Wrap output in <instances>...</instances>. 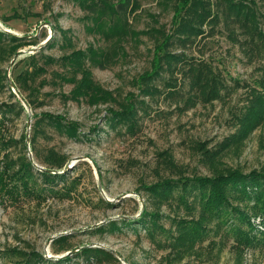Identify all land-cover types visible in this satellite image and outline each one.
I'll use <instances>...</instances> for the list:
<instances>
[{
    "label": "rangeland",
    "instance_id": "1",
    "mask_svg": "<svg viewBox=\"0 0 264 264\" xmlns=\"http://www.w3.org/2000/svg\"><path fill=\"white\" fill-rule=\"evenodd\" d=\"M192 1L174 19L182 0H0V31L19 38H0V170L25 155L64 171L0 203V264H264L257 187L228 190L202 239L182 230L209 191L198 178L264 173V122L240 137L264 76L242 17L264 32V0ZM167 35L161 70L139 80ZM83 69L100 91L74 93ZM127 104L130 115L111 112Z\"/></svg>",
    "mask_w": 264,
    "mask_h": 264
},
{
    "label": "trees",
    "instance_id": "2",
    "mask_svg": "<svg viewBox=\"0 0 264 264\" xmlns=\"http://www.w3.org/2000/svg\"><path fill=\"white\" fill-rule=\"evenodd\" d=\"M106 2L107 0H101ZM194 2L192 0H182V6L180 9L176 10L174 14V19L180 13V10L183 9L185 6L192 5ZM129 1L126 2H119L117 3L118 11H125L127 9V5ZM111 8V5H108ZM232 8L235 12L241 14L243 11V7L240 3H232ZM113 7V6H112ZM117 10V9H116ZM243 22L245 21L247 33L252 40L254 37L259 40L260 46L263 52L264 58V32L258 29V19H254L253 13L248 14L245 13L243 15ZM264 21V16H262ZM264 24V23H263ZM181 25L178 24L176 30H183L181 29ZM7 37L13 41L19 40L18 37H15L11 34H7L0 31V38ZM171 38V35H167L165 39L158 45H156L154 50V55L152 58V68L151 71L139 76V80H149L161 70V60L167 59L168 53L162 52V49L167 45ZM93 52V51H91ZM73 62L76 66L81 67L80 62V52L73 51ZM94 59L101 64V60L99 57H94ZM264 73V68H263ZM258 89L253 94V97L250 99L249 105L246 107L243 121L241 124V132L240 137L244 139L251 131H253L257 126L264 122V76L261 79L257 80ZM94 88L95 90H101L97 85H94L89 78V71L82 70V77L80 81L74 87V93H80L82 89H89ZM22 108V107H21ZM133 111V105L127 104L122 110L120 111H113L114 115H130ZM42 117H47L53 120H63V116L59 114H52V113H43L41 114ZM72 124V123H71ZM5 161H2V168L0 170V203L3 202L5 197L11 198L13 195L20 194L22 192L25 193H38V189L36 190L34 186L36 185L37 176L42 179L44 187H41L39 191L46 190L48 183L54 182H62L63 174L62 173H51L50 170L45 168L46 170H39L36 168L32 161L27 159L25 155L18 157L17 161L12 160L9 156H6ZM17 165V166H16ZM16 166V167H15ZM199 185L204 187L206 185L209 186V191L205 197L201 199V216L196 220H191L190 222L182 225V230L184 234L188 235L189 238L192 240H199L202 239L207 233L204 226V222L207 217H221L224 216V203L228 199L227 191L231 190L235 187L243 188L247 187L248 185H252L256 188L257 191L254 193V202L258 204V207L261 211H264V173L263 172H256L251 170L249 173H243L240 170L232 169L227 173H219L218 175L210 178V177H200L197 179ZM170 181H165L162 184H166V190L170 191L171 185H169ZM259 185V186H258ZM262 186L263 189H260ZM241 191V192H242ZM243 222L247 225L248 229L244 232V237L248 243L255 241L257 238L253 230L255 226L250 221V219L244 216ZM264 222V221H263ZM261 233V231H257ZM105 254L111 256L108 251H104Z\"/></svg>",
    "mask_w": 264,
    "mask_h": 264
},
{
    "label": "water",
    "instance_id": "3",
    "mask_svg": "<svg viewBox=\"0 0 264 264\" xmlns=\"http://www.w3.org/2000/svg\"><path fill=\"white\" fill-rule=\"evenodd\" d=\"M4 31H6L7 32V30H4ZM17 57V54L14 56V59ZM12 63H10V65H11ZM7 71H9V68H8V70ZM7 77H9L8 75H7ZM22 103H23V105H25L24 104V102L22 101ZM29 122H30V118L28 119V124H29ZM29 159L32 161V163H33V165L35 166V167H37L39 170H46L44 167H42V166H38L37 164H35L34 162H33V160H32V157H29ZM70 166H68L67 168H69ZM66 170V169H65ZM46 171H50V170H46ZM51 172V171H50ZM64 171H62L61 173H63ZM112 253H114V254H116V252L114 251V250H110ZM117 255V254H116Z\"/></svg>",
    "mask_w": 264,
    "mask_h": 264
}]
</instances>
